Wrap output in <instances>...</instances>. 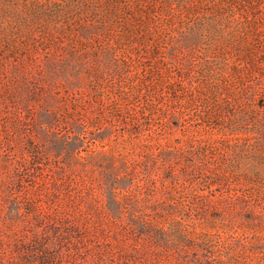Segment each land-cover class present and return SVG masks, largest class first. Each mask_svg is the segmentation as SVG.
<instances>
[{
  "label": "rangeland",
  "instance_id": "obj_1",
  "mask_svg": "<svg viewBox=\"0 0 264 264\" xmlns=\"http://www.w3.org/2000/svg\"><path fill=\"white\" fill-rule=\"evenodd\" d=\"M9 79L71 80L43 87L52 126L0 98V136L80 138L44 163L88 189L120 264H264V0H0ZM16 166L0 144L3 189ZM140 208L170 241L142 239Z\"/></svg>",
  "mask_w": 264,
  "mask_h": 264
},
{
  "label": "trees",
  "instance_id": "obj_2",
  "mask_svg": "<svg viewBox=\"0 0 264 264\" xmlns=\"http://www.w3.org/2000/svg\"><path fill=\"white\" fill-rule=\"evenodd\" d=\"M63 81L71 82L70 79H9V83L0 88V98L9 100L19 111L34 102L37 125L46 122L52 126L56 124L58 114L45 110V118H42L48 94L43 87L49 88ZM14 126L19 128L17 134H24L18 144L11 141V134L6 130L4 138L0 136L1 146L17 164L15 173L8 175L7 188L0 187V218L4 214L6 223L4 227L0 226V245L4 241H15L19 249L17 255L0 264L32 261L40 264H120L109 254L108 244L104 245L103 241H110L108 236L103 231L93 230L85 216L88 189H84L81 180L72 174H69L70 178L65 177L67 173L61 175V165L57 164L58 167L50 172L44 163L51 157V152L74 155L80 148V138L63 140L50 134L44 137L48 144L43 146L36 140V131L27 133L24 130V122ZM102 137L98 135V138ZM140 209L144 211V208ZM143 214L140 220H132L142 239L170 241L166 229L151 224L145 218L146 213ZM138 263L132 256L124 261V264Z\"/></svg>",
  "mask_w": 264,
  "mask_h": 264
}]
</instances>
